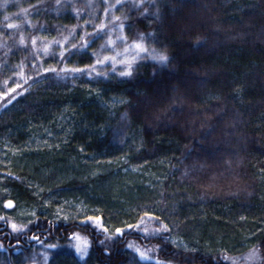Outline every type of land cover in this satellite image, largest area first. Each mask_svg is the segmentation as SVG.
Instances as JSON below:
<instances>
[{"label": "trees", "instance_id": "obj_1", "mask_svg": "<svg viewBox=\"0 0 264 264\" xmlns=\"http://www.w3.org/2000/svg\"><path fill=\"white\" fill-rule=\"evenodd\" d=\"M102 23L167 61L95 65ZM54 135L64 151L48 157L97 175H34L32 151ZM115 165L149 175L134 218L68 202ZM41 248L47 264H233L249 249L264 264V0H0V264Z\"/></svg>", "mask_w": 264, "mask_h": 264}, {"label": "rangeland", "instance_id": "obj_2", "mask_svg": "<svg viewBox=\"0 0 264 264\" xmlns=\"http://www.w3.org/2000/svg\"><path fill=\"white\" fill-rule=\"evenodd\" d=\"M102 1L105 3L108 2V0ZM115 2H112L110 6L106 5L105 10L103 11V15L106 16L108 14L109 18L112 20L116 18L114 12L117 4H115ZM135 3L138 4L137 2ZM101 25H103L102 29L104 30L103 41L95 52V65L106 64L112 69H119V73L122 74L130 72L135 63L138 62L142 56H148L150 60L158 61V59L154 58L158 54L146 47L141 41L139 42L143 44V47L147 49V51L138 50L134 46L137 41L125 42L121 25H116V29L108 27L105 23H102ZM109 41H111V43H109ZM77 137L78 134L74 133V139ZM49 139L54 140L56 144V146L53 144L55 146L54 150L48 148L39 152L32 151L33 155L29 166H31L34 175L46 176L55 173L56 180L62 178L68 179L73 176L88 175L93 177L97 175L96 169H94V166L91 164L86 165L80 164L76 162V160L62 161L59 157L56 159L48 157L51 156V154L52 156L62 154L64 151V149L60 148L63 140L58 137V135L50 136ZM117 167V165L111 166L112 172L95 188L92 186H72L73 190L66 193V196L69 198L68 202L78 200L82 205L83 210H89L90 213L101 214L102 211L112 224H119V222L124 220V218H121L122 213L133 216L134 218L142 205V201H140L142 198L141 195L144 192V183L142 180L149 175L146 171L143 172L139 169H119ZM105 168H107V166ZM38 187L35 198L38 197L40 190L48 189L43 188L41 185ZM49 193V201L46 203L44 202L43 204L45 208L51 210L53 205L60 202L57 197L60 192L54 191ZM67 200H63L62 202ZM119 212L121 214H119ZM14 216V218H16L15 221H18L19 213H14ZM97 218H99L98 215ZM89 219H93L94 222L98 223L96 218L90 217ZM144 220V218H141L138 222L143 223ZM13 225H15V223H11V227H13ZM183 232H185V230ZM76 236H79V239H77ZM191 236L192 233H190V237ZM77 246L85 249L83 255L77 252ZM69 247L73 250L74 255L81 260L86 256L87 249L89 248V241L85 235L76 233V235L71 237ZM140 252L143 251L140 250ZM138 254L140 255L139 252ZM143 258H146V255ZM38 259L40 260V264H47L49 259L48 252L41 248L36 255L31 256V260L27 264H37ZM258 259L259 256L255 250L249 249L245 253L233 255L231 257V262L233 264H252Z\"/></svg>", "mask_w": 264, "mask_h": 264}, {"label": "snow or ice", "instance_id": "obj_3", "mask_svg": "<svg viewBox=\"0 0 264 264\" xmlns=\"http://www.w3.org/2000/svg\"><path fill=\"white\" fill-rule=\"evenodd\" d=\"M10 27H11V25H10ZM100 27L103 28V25H100ZM109 43H111V41H109ZM134 46H135L138 50H140V51H147V49H145V48L143 47V44H142L141 42H139V41L135 42V45H134ZM154 58H155V59H158L160 62H166L167 59H168V57H167L165 54H163V53H159V54H158L157 56H155ZM77 71H79V70H77ZM127 74H130V72L122 73V75H127ZM6 206H7V207H12V206H13V205H12V202L9 201V202L7 203ZM128 227H133V226H132V225H128ZM164 227H166V226H164ZM13 228L15 229V228H16V225H13ZM105 231H107V229H105ZM145 231H147V229H145ZM121 232H122V229H121V228H117V229H116V233H117V234H119V233H121ZM73 235H76V234H73ZM76 238L79 239V236H76ZM49 247H55V246H49ZM129 247H132V245L130 244ZM76 250H77V252L80 253L81 255H83V254H84V251H85V249H82V248L79 247V246H77ZM136 251L140 253L141 258H143V257L145 256V253H144V252H140L139 249H136Z\"/></svg>", "mask_w": 264, "mask_h": 264}]
</instances>
